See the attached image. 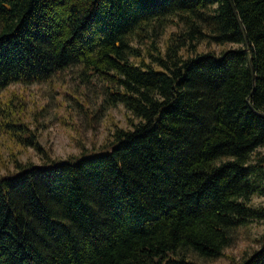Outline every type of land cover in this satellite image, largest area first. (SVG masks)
Segmentation results:
<instances>
[{
	"label": "trees",
	"instance_id": "obj_1",
	"mask_svg": "<svg viewBox=\"0 0 264 264\" xmlns=\"http://www.w3.org/2000/svg\"><path fill=\"white\" fill-rule=\"evenodd\" d=\"M231 1L247 48L229 0H0V91L76 67L137 120L60 161L6 120L47 163L0 176V264H194L264 224V0Z\"/></svg>",
	"mask_w": 264,
	"mask_h": 264
},
{
	"label": "rangeland",
	"instance_id": "obj_2",
	"mask_svg": "<svg viewBox=\"0 0 264 264\" xmlns=\"http://www.w3.org/2000/svg\"><path fill=\"white\" fill-rule=\"evenodd\" d=\"M160 34L163 46L170 31ZM149 39L133 43L145 54ZM222 49L237 44L211 45ZM201 44L197 51H205ZM104 83L89 74H79L76 67L54 75L50 80L32 84H12L0 91V176L16 171L15 160L21 163L43 164L46 158L31 146L22 145L14 135L20 131L6 123L14 119L32 130L48 151L50 160L60 161L83 153L97 152L109 147L117 128H131L137 120L122 104L110 106L103 102ZM12 119V120H13ZM14 121V122H15ZM264 153V147L258 148ZM254 204H264V195L253 196ZM264 224L255 222L239 227L234 243L225 255L207 259L194 255V264H237L259 247L258 239Z\"/></svg>",
	"mask_w": 264,
	"mask_h": 264
},
{
	"label": "water",
	"instance_id": "obj_3",
	"mask_svg": "<svg viewBox=\"0 0 264 264\" xmlns=\"http://www.w3.org/2000/svg\"><path fill=\"white\" fill-rule=\"evenodd\" d=\"M229 1H230V4H231L232 8H233V11H234L235 17H236V19H237V21H238V24H239V26H240V28H241L243 34H244V40H245V41H244V44H245V48H247V46H248V45H247L248 42H247V38H246V35H245V31H244V28H243L242 22H241L240 19H239V16H238V14H237V12H236V10H235V7H234L232 1H231V0H229ZM249 64H250V67H251V71H252V73L254 74V70H253V67H252V65H251V58H249Z\"/></svg>",
	"mask_w": 264,
	"mask_h": 264
}]
</instances>
